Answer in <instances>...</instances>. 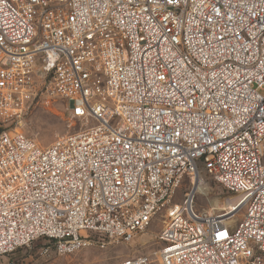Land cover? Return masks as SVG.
<instances>
[{
	"label": "built area",
	"instance_id": "built-area-1",
	"mask_svg": "<svg viewBox=\"0 0 264 264\" xmlns=\"http://www.w3.org/2000/svg\"><path fill=\"white\" fill-rule=\"evenodd\" d=\"M43 90L79 122L47 146L22 131ZM261 90L264 0H0V257L130 242L165 211L159 264H264ZM201 171L233 206L173 201Z\"/></svg>",
	"mask_w": 264,
	"mask_h": 264
},
{
	"label": "rangeland",
	"instance_id": "rangeland-1",
	"mask_svg": "<svg viewBox=\"0 0 264 264\" xmlns=\"http://www.w3.org/2000/svg\"><path fill=\"white\" fill-rule=\"evenodd\" d=\"M23 124L22 131L42 146L49 145L60 135L79 129V122L69 116L67 102L57 96L46 95L44 90L43 93H38ZM196 180L202 183V193L194 189L197 184L193 183V179L184 178L176 189L173 201L181 202L184 193L193 188L195 192L193 209L196 213L221 214L227 208V204L235 199L234 194L228 192L219 182L203 171L198 177L196 176ZM241 213L243 210L236 219L241 217ZM165 220V211H162L147 229L136 235L130 242H108L96 234L95 242L67 255H44L41 247L47 242L38 239L19 252L1 256L0 264H117L121 260L140 255H146L153 264H159L157 257L160 242L157 235L164 226ZM101 241H103V246Z\"/></svg>",
	"mask_w": 264,
	"mask_h": 264
},
{
	"label": "bare ground",
	"instance_id": "bare-ground-1",
	"mask_svg": "<svg viewBox=\"0 0 264 264\" xmlns=\"http://www.w3.org/2000/svg\"><path fill=\"white\" fill-rule=\"evenodd\" d=\"M197 180H196V176L193 178V183L196 185L197 184V186H195V190H197L199 193H202V183L201 182H197ZM192 206H193V201H192ZM231 207V206H233V203H231V202H229L228 204H227V207ZM215 209V208H214ZM210 213V212H209ZM223 215V214H222Z\"/></svg>",
	"mask_w": 264,
	"mask_h": 264
},
{
	"label": "trees",
	"instance_id": "trees-1",
	"mask_svg": "<svg viewBox=\"0 0 264 264\" xmlns=\"http://www.w3.org/2000/svg\"><path fill=\"white\" fill-rule=\"evenodd\" d=\"M21 249H22V248H19V249H17V250H16V251H14V252H19V251H21Z\"/></svg>",
	"mask_w": 264,
	"mask_h": 264
}]
</instances>
